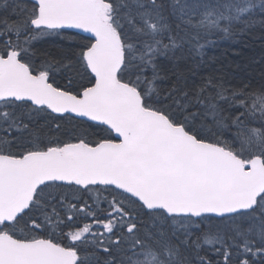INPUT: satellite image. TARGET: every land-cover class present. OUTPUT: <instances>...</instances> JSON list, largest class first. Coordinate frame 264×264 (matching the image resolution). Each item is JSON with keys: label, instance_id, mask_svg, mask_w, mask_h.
<instances>
[{"label": "snow or ice", "instance_id": "obj_1", "mask_svg": "<svg viewBox=\"0 0 264 264\" xmlns=\"http://www.w3.org/2000/svg\"><path fill=\"white\" fill-rule=\"evenodd\" d=\"M256 30L264 0H0V264H264V56L207 58Z\"/></svg>", "mask_w": 264, "mask_h": 264}, {"label": "trees", "instance_id": "obj_2", "mask_svg": "<svg viewBox=\"0 0 264 264\" xmlns=\"http://www.w3.org/2000/svg\"><path fill=\"white\" fill-rule=\"evenodd\" d=\"M264 56V33L256 30L253 34L238 40L218 41L209 48L207 58L215 61H222L227 65L237 81L245 76H260L259 61ZM220 66L219 63L216 64Z\"/></svg>", "mask_w": 264, "mask_h": 264}]
</instances>
